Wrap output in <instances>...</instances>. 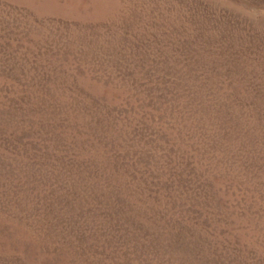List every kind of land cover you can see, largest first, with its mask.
Returning <instances> with one entry per match:
<instances>
[{
    "label": "rangeland",
    "instance_id": "1",
    "mask_svg": "<svg viewBox=\"0 0 264 264\" xmlns=\"http://www.w3.org/2000/svg\"><path fill=\"white\" fill-rule=\"evenodd\" d=\"M0 264H264V0H0Z\"/></svg>",
    "mask_w": 264,
    "mask_h": 264
}]
</instances>
